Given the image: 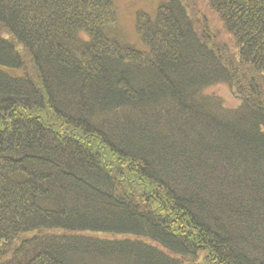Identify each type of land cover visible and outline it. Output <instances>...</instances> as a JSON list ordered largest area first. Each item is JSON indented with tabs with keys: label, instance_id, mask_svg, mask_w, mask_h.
<instances>
[{
	"label": "trees",
	"instance_id": "16d2710c",
	"mask_svg": "<svg viewBox=\"0 0 264 264\" xmlns=\"http://www.w3.org/2000/svg\"><path fill=\"white\" fill-rule=\"evenodd\" d=\"M204 1L143 51L113 0H0V264H264V0Z\"/></svg>",
	"mask_w": 264,
	"mask_h": 264
},
{
	"label": "rangeland",
	"instance_id": "374dc122",
	"mask_svg": "<svg viewBox=\"0 0 264 264\" xmlns=\"http://www.w3.org/2000/svg\"><path fill=\"white\" fill-rule=\"evenodd\" d=\"M118 20L106 28V33L110 38H114L123 44H130L139 50L148 51L149 47L139 38L137 32L138 15L141 12L148 13L153 19H156L158 8L161 4L170 0H113ZM199 15L208 14L213 22L216 20L207 9L204 0H198ZM218 37L225 41L228 37L219 32ZM209 95L219 97L226 107H237L240 100L231 92L229 86L225 83L216 84L206 90Z\"/></svg>",
	"mask_w": 264,
	"mask_h": 264
}]
</instances>
